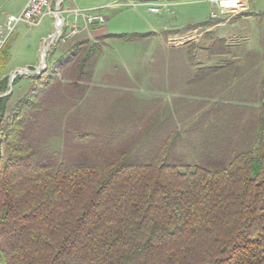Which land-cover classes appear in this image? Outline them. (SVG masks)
<instances>
[{
  "label": "trees",
  "instance_id": "1",
  "mask_svg": "<svg viewBox=\"0 0 264 264\" xmlns=\"http://www.w3.org/2000/svg\"><path fill=\"white\" fill-rule=\"evenodd\" d=\"M102 52L77 42L32 76L14 105L12 94L0 98V264H264V77L255 146L219 159L225 169L181 163L182 171L157 158L103 167L36 162L28 139L42 96L70 65L72 85L84 92L80 83L92 79ZM8 59L6 44L0 74ZM8 81L0 80V95Z\"/></svg>",
  "mask_w": 264,
  "mask_h": 264
},
{
  "label": "rangeland",
  "instance_id": "2",
  "mask_svg": "<svg viewBox=\"0 0 264 264\" xmlns=\"http://www.w3.org/2000/svg\"><path fill=\"white\" fill-rule=\"evenodd\" d=\"M23 1L8 0L5 11L17 13ZM245 1V11L211 18L216 8L208 0H62L61 11L66 20L72 15L71 9L98 10L106 18L104 25L79 24L81 31L77 36L90 29L105 32L107 25L112 34L137 33L150 39L111 42L109 58L113 61L134 56L145 59L143 67L130 77L119 72L108 80L81 82L86 86L82 92L72 85L73 66L58 73V80L42 96L45 108L37 114L29 134V144L37 151L36 162L64 168L82 164L103 167L120 157L131 165L157 158L182 171L181 163L203 165L211 170L227 168L225 160L218 162L212 155L221 142L207 135L205 107L203 102L195 103L194 96H205L208 84L212 83L215 89L231 87V121L226 124L228 128L214 132L216 137H223L225 130L231 131L226 135L231 144L232 130H239V119L234 121V117L246 111L247 105L242 104L259 100L264 77V0ZM158 4H166L163 12L149 11L150 6ZM52 20L47 16L38 27L20 23L4 45L10 51V43L19 34L23 44L19 45L17 56H34L28 50H35L36 41L48 31ZM208 22L211 23L205 26ZM149 29L166 34L157 39ZM58 39L57 44L67 43ZM102 39L97 43L103 44ZM162 62H167V66H160ZM4 72L0 80L13 73L4 76ZM35 75H19L23 78L13 87L10 105L27 94L32 84L30 78ZM176 76L182 77L180 83L178 79L172 80ZM128 78L135 82L134 94L120 89ZM161 78L165 79L160 81ZM166 86L168 92L180 91L167 103L158 92ZM9 90L8 81V90L3 94ZM179 95L182 96L176 99ZM197 111L199 119L194 116ZM171 134L177 142L162 149V142Z\"/></svg>",
  "mask_w": 264,
  "mask_h": 264
},
{
  "label": "crops",
  "instance_id": "3",
  "mask_svg": "<svg viewBox=\"0 0 264 264\" xmlns=\"http://www.w3.org/2000/svg\"><path fill=\"white\" fill-rule=\"evenodd\" d=\"M8 0H0V26L4 24L7 20V17L9 15H15L19 14L23 11L25 8L28 0H24L22 6L20 7L19 11L17 13H7L5 11V5ZM51 17L52 24H50V28L48 31H46L44 34H41L39 37V40L36 41L35 44V50H31L29 48L28 51L31 53L34 52V56L32 57H18L17 52L19 50V45L23 44L22 37H19L20 35L17 34L15 38H13L12 42L10 43V51H9V59L8 63L5 68V73L11 74L12 72H15L17 70L21 69H36L41 65L42 62V53L44 50V47L48 44L50 41L51 36L56 30L57 22L54 19V17ZM73 15H69L68 19H72ZM2 21V22H1ZM79 24H83V20L80 18ZM148 27L150 28V24H148ZM151 34H154L153 37L159 38L158 36L162 37V34H166L164 31L163 33H159L155 29H149ZM103 29H90L83 31L79 36L76 38H73L70 42L65 43L64 45L55 44L50 49L47 63L48 65H53L56 61H59L62 59V57L69 51V49L72 47L73 44L81 41H90L97 43L101 38L104 37V40L102 39V42H104L102 45L103 52L101 57L99 58L97 65L94 70V75L92 79H102V78H112L113 75L117 73H122L123 76L130 77L131 74L136 71L137 69H140L143 67L144 58H141L140 56H134L130 59H124L119 62L113 61L111 58H109V50L111 49L112 45L111 42H113L115 39L113 36L122 35V34H112L107 29V25L105 26V32H103ZM170 32V31H167ZM134 34V33H132ZM137 34V33H136ZM104 35V36H103ZM106 35V36H105ZM169 36L171 34L169 33ZM11 37V36H10ZM150 37H147L146 40H149ZM10 42V41H9ZM177 64V63H176ZM166 67L167 62H162L160 66ZM165 69V68H164ZM177 78H172V80L181 82V76H176ZM127 78V77H126ZM165 78H161L160 81H163ZM171 80V81H172ZM135 83L133 80L131 81L129 78L124 82V85L121 86L120 89H123L124 92L132 93L134 94L137 90L136 86L133 84ZM93 84V83H92ZM129 84V85H128ZM169 84V83H168ZM212 85L208 84V90L205 96H197L195 95L194 101H200L199 103L203 102L202 105L205 107L206 112V119H205V129L207 131V135H210V137L214 138L218 142H221L218 144V148L214 150L212 155L218 159L227 158L228 154H230L231 151H239L244 150L247 148H253L255 146L256 140H257V132H258V124H259V113H260V102L259 100H254L250 103H244L242 105H247L246 111L241 112V114H238L234 117V121H239V130L236 132L232 130L233 137L231 138L232 143L230 144L228 141V138L226 135L231 133V131L225 130L227 133L222 137H216L214 132L217 131V129L221 132L224 127H227L229 122L231 121V114L229 106L232 105V102L229 99V96L231 98V87L225 88L224 87H218L217 89L211 87ZM163 86V85H162ZM159 92V98L165 100L167 103L169 99L177 95L179 92L171 91L168 92V87L166 86L161 87ZM152 93V92H151ZM182 95H179L176 99L180 98ZM181 106V105H180ZM183 108V106H181ZM194 116H196L197 119H199V113L198 111L194 113ZM195 119V117H194ZM228 128V127H227ZM196 133V132H195ZM197 134V133H196ZM172 137V134L169 135L164 141L162 142V145L166 142L169 144L176 143L177 139L176 137ZM196 141H199L198 137H195ZM214 140V141H215ZM210 150L213 148L210 146ZM208 148V150H209Z\"/></svg>",
  "mask_w": 264,
  "mask_h": 264
},
{
  "label": "built area",
  "instance_id": "4",
  "mask_svg": "<svg viewBox=\"0 0 264 264\" xmlns=\"http://www.w3.org/2000/svg\"><path fill=\"white\" fill-rule=\"evenodd\" d=\"M209 3L215 6L211 12V18L219 17V14H239L247 9V2L245 0H208ZM56 0H28L25 8L19 14L9 15L4 26H0V49L4 46L6 41L14 32L17 25L24 23L30 27H38L42 24L43 20L47 16H53L60 21L58 12L54 9ZM166 4H158L150 6L149 11L155 14H159L164 11ZM73 18L66 20L60 34L57 39H60L65 43L70 38L77 36L81 31L79 26L80 18L83 20L85 26L90 25H104L106 23L105 16L98 12V10H80L71 9ZM65 32V34H62Z\"/></svg>",
  "mask_w": 264,
  "mask_h": 264
},
{
  "label": "water",
  "instance_id": "5",
  "mask_svg": "<svg viewBox=\"0 0 264 264\" xmlns=\"http://www.w3.org/2000/svg\"><path fill=\"white\" fill-rule=\"evenodd\" d=\"M61 2L62 0H58L56 3V11L58 12L59 18H60V22L57 24L56 26V30L53 33V35L50 38V41L48 42V44L44 47L43 53H42V62L41 65L34 69V70H30V69H21V70H17L15 72H13L10 77H9V92L5 93V94H1L0 98L6 97L10 94H12L13 92V87H14V81L15 79L19 76V75H28V74H40L43 71H45L48 68L47 65V58H48V54L49 51L51 49V46L54 45L56 43L57 37L61 32L63 23H64V18L62 16V11H61Z\"/></svg>",
  "mask_w": 264,
  "mask_h": 264
},
{
  "label": "bare ground",
  "instance_id": "6",
  "mask_svg": "<svg viewBox=\"0 0 264 264\" xmlns=\"http://www.w3.org/2000/svg\"><path fill=\"white\" fill-rule=\"evenodd\" d=\"M60 21H58V23H59Z\"/></svg>",
  "mask_w": 264,
  "mask_h": 264
}]
</instances>
